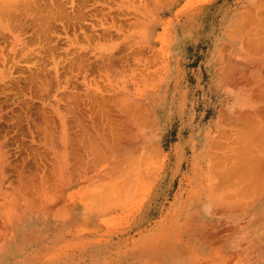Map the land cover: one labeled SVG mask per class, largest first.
<instances>
[{
  "label": "rangeland",
  "instance_id": "rangeland-1",
  "mask_svg": "<svg viewBox=\"0 0 264 264\" xmlns=\"http://www.w3.org/2000/svg\"><path fill=\"white\" fill-rule=\"evenodd\" d=\"M0 5V143H4L0 150L6 151L4 159L13 165L8 167L0 153V264H205L199 260L225 261L240 256L241 246L220 245L224 242L221 236L228 231L216 234L213 229L228 220L236 230L243 228L247 212L251 211L247 206L255 200L251 194L241 199L236 174L245 178L246 167H241V174L235 166L240 145L246 141L252 156L258 154L259 158L262 154V146L252 144L258 138L257 132L251 133L253 136L256 132L255 138L249 136L253 130L247 126L251 119L244 117L257 106V97L246 91L253 86L242 84L246 80L241 68L245 66L242 61L251 65L259 60L264 65V58H260L264 47L261 44L259 56L257 50L246 47L245 55L241 54L240 44H251L247 39L257 38L256 33L258 39L264 38V19L259 18L264 16V0H0ZM180 27L187 31L216 30L219 37L215 44L214 39L201 37L196 53H187L186 47L177 50L174 45L173 35ZM219 41L223 44L219 45ZM231 43L236 45L233 50ZM215 46L226 49L222 53L226 65L244 55V59L231 64L238 67L240 60L242 63L239 70L232 69L240 72L235 77L228 69L224 72L215 68L216 58L221 56L216 54ZM252 68L251 72L255 67ZM240 76L244 80L242 87L234 83ZM73 101L76 108L70 107ZM245 108L242 116L240 111ZM118 109L121 116L130 110L120 118ZM40 112L49 133L39 129ZM109 112L114 115L109 117ZM59 113L67 122L63 133L71 136L70 140L65 136L70 142L65 148L59 140ZM106 118H110L108 122ZM123 119H130V124ZM79 121L87 127L79 126ZM110 122L114 131L117 128L115 132L119 130L117 135L111 134ZM37 124H41L39 128ZM127 124L132 128L126 134L125 145L117 139L118 133L128 131ZM122 126L127 128L120 133ZM96 131L107 134L102 138ZM88 136L92 144L89 140L85 144ZM114 140L117 145L112 144ZM88 143L94 146L90 148ZM91 149L100 156H91ZM60 151L61 157L70 162L57 158ZM67 152L72 153L69 156ZM51 159L56 161L52 168ZM253 162L254 158L250 159L248 166ZM260 163L264 164V158ZM45 167H50L48 173ZM230 170L237 171L230 176ZM53 172L57 179L56 175L52 177ZM31 174L32 183L25 184ZM28 185L33 186L29 193L38 197L33 199L35 202ZM20 189L27 190L28 196H20ZM209 207L217 211L210 212ZM261 224L264 225L262 220ZM209 226L213 231L206 242L203 228ZM199 236L204 238L203 244ZM197 243L200 250L206 251L202 255L208 257L201 255ZM209 247H213L212 251Z\"/></svg>",
  "mask_w": 264,
  "mask_h": 264
},
{
  "label": "bare ground",
  "instance_id": "bare-ground-1",
  "mask_svg": "<svg viewBox=\"0 0 264 264\" xmlns=\"http://www.w3.org/2000/svg\"><path fill=\"white\" fill-rule=\"evenodd\" d=\"M0 6H1V5H0ZM262 14H264V13H262ZM259 18H260V19H264V16H260ZM259 18H257V19L259 20V22L262 21V20H260ZM246 28H247V27H246ZM2 29H3V28H2ZM3 30H4V29H3ZM255 30H256V29H255ZM255 30H254V31H255ZM0 31H2V30H0ZM254 31H253V33H254V36H255V33L258 32V31H257V30H256V32H254ZM253 33H251V34L253 35ZM256 34H257V38L255 37L256 39H255V38H254V39H253V38H251V39H247V40H250V41L254 42V43L250 42V43L253 44L254 46H253V45L251 46V44L248 43L249 41H248L247 43H245V45H246V47H247L249 50H250L251 48H253V49H251V51H255V50H257L256 53H258V56H259V52H258V51H260L261 44H262V47H264V41H262V40H264V38H259V39H258V33H256ZM259 34H260V33H259ZM252 35H251V36H252ZM247 40H246V41H247ZM255 40H256L257 42H256ZM258 42H259V43H258ZM256 43H257L258 45H260V46H259V47H256V46H257ZM247 45H248V46H247ZM249 45H250V47H249ZM244 47H245V46H244ZM255 47H256V48H255ZM258 49H259V50H258ZM261 50H262V49H261ZM261 52H262V51H261ZM251 53H252L253 55L256 54L255 52H251ZM254 53H255V54H254ZM261 54H264V52L260 53V58H264V57H262ZM253 55H252V56H253ZM108 57H109V56H108ZM257 58H258V57H257ZM106 59H107V57H106ZM240 59H241V58H240ZM242 59H244V58H242ZM249 59H250V58H249ZM249 59L247 58V60H249ZM254 59H255V58H253V60H254ZM258 59H259V58H258ZM109 60H111V59H109ZM250 60H252V58H251ZM250 60H249V63L252 62V61H250ZM238 61H239V60H238ZM238 61H237V62H238ZM255 61H258L259 63L257 64ZM255 61H253V62H252L253 64L251 63V65H249V64L247 63V61H246V62H245V61H244V62L242 61V63H244L245 66H244V64H243L244 67L241 68V69L245 70V72H244L245 74H243V75H245V80H246L245 83L247 82V84H245V83L243 82V81H244L243 79L241 80V78H243V77H242L243 75L240 76V79H239L238 77L235 78V79L233 78V79H234V83H235V81H236V83L238 82L239 85H240V83L243 82L242 84H244V85H248V84H249L250 86H253V89H251V88L249 87V89H251V90H249V89L247 88L246 91H247V93L250 92V95L254 94V95L257 97V98L255 97V98L257 99V100H256V102H257V106L255 107V105H254V106L252 107V109L255 107L254 110H252L253 112H249V113L246 112V113H247L246 116H244L245 114H244V115L242 114V116L245 117V120H248L249 118L251 119V121H249V125L246 124V125L249 127L248 130H250L251 128L253 129L252 131L250 130V135H249V136H251V133H252L254 130L257 132V137H258V138L255 139V140H253V141H255V143H252V144H254V145L257 144V145H255V146H257V147H258V145H260V146H262V149H264V65H261V61H259V60H255ZM262 61H264V60H262ZM254 62H255V64H256L257 66L254 64ZM111 63H112V62H111ZM242 63H241V60H240V64H241V65L238 63V64H239L238 67H241V66H242ZM231 64H235V63H231ZM231 64H229V66H231V67H229V68H231V70L228 68L229 72H231V73L233 72V73H234V71L232 70V69H234V68H237V70H239L238 67H236V65H235V67H232V66H234V65H231ZM238 64H237V65H238ZM258 65H259V66H258ZM249 66H250V67H249ZM252 67H255L253 72H251V70H253ZM241 69H240V70H241ZM224 72H227V71L224 70ZM229 72H228V74H229ZM235 72H236V71H235ZM236 73H240V72H236ZM236 73H234V77L236 76ZM255 74H257L258 76L256 77ZM230 75H231V74H230ZM232 75H233V74H232ZM237 76H238V74H237ZM226 77H228V76H226ZM254 77H256V78H254ZM57 78H58V75H57ZM229 78H230V76H229ZM229 78H228V80H229ZM59 79H60V78H59ZM56 80H57V79H56ZM237 80H238V81H237ZM242 84H241V85H242ZM241 85H240V87H242ZM244 85H243V89L245 90V87H246V86H244ZM249 85H248V86H249ZM55 87H56V85H55ZM248 90H249V91H248ZM241 92L244 93L242 90H241ZM251 93H252V94H251ZM63 94H64V93H63ZM63 94H62V95H63ZM248 95H249V94H248ZM254 95H253V96H254ZM68 96H69V95H68ZM76 96H78V95H76ZM123 96H125V95H123ZM126 96H127V95H126ZM126 96H125V97H126ZM128 96H129V95H128ZM128 96H127V97H128ZM245 96H246V95H245ZM253 96H251V97H253ZM72 97H73V95H72ZM125 97H124V98H125ZM76 98H77V97H75V99H76ZM72 99H73V98H72ZM121 99H122V98H121ZM125 99H126V98H125ZM130 99L132 100V98H130ZM130 99H129V100H130ZM260 100H262L261 103H259ZM70 101H71V98H70ZM70 101H69V103H70ZM123 101H125V100L123 99ZM74 102H75V101H73V103H74ZM133 102L135 103V101H133ZM69 103H67V104L69 105ZM122 103H123V102H122ZM125 103H127V102H125ZM138 103H139V102H138ZM71 104H72V103H71ZM80 104H81V103H80ZM97 104H98V103H97ZM123 104H124V103H123ZM123 104H122V105H123ZM68 105H67V106H68ZM76 105H77V104H76ZM122 105H121V106H122ZM125 105H126V104H125ZM249 105H250V104H249ZM81 106H82V105H81ZM81 106H80V107H81ZM137 106H139V105H137ZM43 107H44V106H43ZM55 107H56V106H55ZM70 107H72V108H73V107L76 108V107H75V103H74L73 106H70ZM70 107H69V108H70ZM80 107H79V108H80ZM122 107H123V106H122ZM122 107H121L120 109H122ZM125 107H126V106H125ZM2 108H3V107H2ZM4 108H5V107H4ZM46 108H47V107H46ZM89 108H90V105H89ZM107 108H108V107H107ZM107 108H106V109H107ZM109 108H110L109 110L112 109L110 106H109ZM127 108H128V107H127ZM127 108H124V111H125V109H127ZM130 108H131V107H130ZM135 108H136V107H135ZM135 108H134V109H135ZM12 109H13V107H12ZM57 109H58V108H57ZM85 109H86V108H85ZM91 109H92V108H91ZM116 109H117V108H116ZM120 109H118V111H119ZM140 109H141V108H140ZM5 110H6V109H5ZM38 110H39V109H38ZM102 110H103V109H102ZM107 110H108V109H107ZM129 110H130V109H129ZM129 110H128V111H129ZM11 111H12V110H11ZM51 111H52V110H51ZM57 111H58V110H57ZM73 111H74V110H73ZM80 111H81V109H80ZM84 111H87V110H84ZM91 111H93V110H91ZM96 111H97V110H96ZM104 111H105V110H104ZM114 111H116V110H114ZM118 111H116V112H117V113H120V111H119V112H118ZM128 111H126V112H128ZM132 111H133V110H132ZM134 111L136 112V109H135ZM36 112H37V111H36ZM36 112H35V113H36ZM47 112H48V111H47ZM62 112H63V111H62ZM94 112H95V110H94ZM126 112H124V114H125ZM141 112H142V111H141ZM141 112H140V113H141ZM143 112H144V111H143ZM145 112H146V110H145ZM41 113L43 114V112H40V114H39V116L41 117V118L39 117L40 120H42V115H41ZM63 113H64V112H63ZM72 113H74V112H72ZM97 113H98V111H97ZM109 113H110V112H109ZM109 113H107V114H109ZM133 113H134V112H133ZM133 113H132V114H133ZM140 113H139V114H140ZM146 113H148V112H146ZM146 113H145V115H146ZM75 114H76V113H75ZM79 114H80V116H81V112H80ZM86 114H88V113L86 112L85 115H86ZM98 114H99V113H98ZM101 114H102V113H101ZM124 114H123V115H124ZM129 114H130V112H129ZM129 114H128V116H129ZM137 114H138V113H137ZM137 114H136V115H137ZM143 114H144V113H143ZM2 115H3V114H2ZM50 115H51V114H50ZM63 115H64V114H63ZM82 115H84V114H82ZM85 115H84V117H86ZM91 115H92V114H91ZM93 115H94V114H93ZM112 115H114V114L110 113L109 117L112 116ZM123 115L121 116V113H120V116H118V117H120V118H124L127 114L124 115V116H123ZM133 115H134V114H133ZM29 116H30V115H29ZM31 116H32V115H31ZM44 116H45V115H44ZM73 116L75 117V115H73ZM77 116H78V115H76V117H77ZM94 116H95V115H94ZM96 116H97V115H96ZM116 116H117V115H116ZM142 116H143V115H142ZM32 117H33V116H32ZM32 117H31V118H32ZM54 117H55V116H54ZM54 117H53V118H54ZM65 117H66V116H65ZM67 117H68V115H67ZM81 117H82V116H81ZM84 117H83V118H84ZM87 117H88V116H87ZM87 117H86V118H87ZM90 117H91V116H90ZM145 117H146V116H144V118H145ZM246 117H247L248 119H247ZM55 118H56V117H55ZM57 118H58V123H59V133L62 132V135L60 136L59 140H61V141H60V142L62 143L61 145H63V147H64L67 143H70L69 140H70L71 136L69 137L68 134H64V133H63V132L66 133V130H67V124H66L67 122H65V118H64V116H62V114L59 113V115H57ZM86 118H84V119L86 120ZM100 118H101V117H100ZM147 118H149V117H147ZM16 119H17V118H16ZM45 119H47V118H45ZM66 119H67V118H66ZM74 119H75V118H74ZM74 119H73V120H74ZM109 119H110V118H109ZM109 119H108V120H109ZM112 119H113V118H112ZM116 119H117V118H116ZM137 119H138V118H137ZM236 119H238V118L236 117ZM236 119H235V120H236ZM250 119H249V120H250ZM35 120H36V119H35ZM56 120H57V119H56ZM70 120H71V119H70ZM78 120H80V119H78ZM99 120H101V119H99ZM106 120H107V118H106ZM108 120H107L106 122H108ZM123 120H125V119H123ZM127 120H128V119H127ZM127 120H125V121H127ZM133 120H135V118H134ZM14 121H15V120H14ZM14 121H13V122H14ZM88 121H89V120H88ZM102 121H103V120H102ZM125 121H124V125H125V123H126ZM128 121L130 122L131 120L129 119ZM128 121H127V123L130 124ZM135 121H136V120H135ZM41 122H42V125L40 124V125H41V128H39L40 125H38V124L41 123ZM41 122L38 121V124H37V125H38V128L41 129V130H42V129L45 130V131H44L45 133L48 132V131H46V130H47V129H46V125H44V124H46V123H44L45 121L42 120ZM76 122H77V120H76ZM79 122H80V121H79ZM79 122H78V123H79ZM81 122H82V121H81ZM81 122H80V125H79V126H81V125H83V124L85 123V122H84L83 124H81ZM86 122H87V121H86ZM92 122H93V119H92ZM94 122H95V121H94ZM113 122H115V121H113ZM113 122H110V124H109V125H111V126H110V129H111L110 132H111V134L113 133L114 135H117V132H118L119 130H118L117 132H115L116 129H117V128H116L117 126H116V127H114V128H116L115 131H114V129L112 128V124H113ZM120 122H121V120H120ZM237 122H238V121H237ZM36 123H37V122H36ZM43 123H44V124H43ZM54 123H55V122H54ZM68 123H69V121H68ZM78 123H77V124H78ZM98 123H100V122H98ZM121 123H122V122H121ZM238 123H239V122H238ZM87 124H88V123H86V125H87ZM92 124H93V123H92ZM92 124H91V125H92ZM114 124L117 125L116 122H115ZM128 124H127V125H128ZM250 124H251V125H250ZM94 125H95V123H94ZM127 125H126V126H127ZM49 126H50V125H49ZM73 126H75V125H73ZM98 126H99V125H98ZM107 126H108V125H107ZM113 126H115V125H113ZM126 126H122V127H124V128H122V130H120V133H122L121 131H123V129L125 130V127H126ZM128 126H130V127H129V128L126 127V128L128 129L129 132H128L127 130H125V132H123V134H121V135H119V133H118V139L114 136L117 140H119L118 143L120 142L121 144H124V142H125L126 140H128V138H127L126 136L130 134V128H132L131 125H128ZM35 127H37V126H35ZM83 127H87V126L83 125ZM83 127H81V129H82ZM248 127H247V128H248ZM47 128H48V127H47ZM69 128H70V127H69ZM72 128H73V127H72ZM98 128H99V127H98ZM102 128H103V127H102ZM49 129H50V128H49ZM83 129L86 130L85 128H83ZM89 129H91V128H89ZM89 129H88V130H89ZM108 129H109V126H108ZM118 129H119V128H118ZM70 130H72V129L70 128ZM74 130H75V129H74ZM77 130H78V129H77ZM77 130H76V131H77ZM79 130H80V129H79ZM96 130H97V129H96ZM98 130H100V129H98ZM237 130H238V129H237ZM248 130H247V134H249V133H248V132H249ZM34 131H35V130H34ZM57 131H58V130H57ZM103 131H104V129H103ZM243 131H246V130H243ZM39 132H41V131H39ZM52 132H53V131H51L50 134H53ZM72 132H73V131H72ZM84 132H85V131H84ZM86 132H87V130H86ZM92 132H93V131H92ZM96 132L98 133V132H100V131H96ZM232 132H233V131H232ZM232 132H231V133H232ZM237 132H238V131H237ZM256 132L253 133V134L256 135ZM2 133H3V132H2ZM48 133H49V132H48ZM48 133H47V134H48ZM55 133H56V134H59L58 132H55ZM74 133H75V132H74ZM100 133H101V134H100V137H102V136H103L102 134H104V133H106V132H104V133L100 132ZM127 133H129V134H127ZM228 133H229V132H228ZM231 133L229 134V136L231 135ZM235 133H236V132H235ZM3 134H4V133H3ZM47 134H46V135H47ZM76 134H77V132H76ZM87 134H88V133H87ZM98 134H99V133H98ZM106 134H107V133H106ZM126 134H127V135H126ZM232 134H234V133H232ZM237 134H238V133H237ZM237 134H235V135H237ZM243 134H244V133H243ZM245 134H246V133H245ZM247 134H246V136H248ZM253 134H252V135H253ZM41 135H42V134H41ZM46 135H45V136H46ZM66 135L69 137V140L67 139L68 137H65ZM69 135H70V134H69ZM74 135H75V134H74ZM84 135H85V133H84ZM90 135H91V133H90ZM238 135H239V134H238ZM255 135H253V136H255ZM258 135H260V136H258ZM47 136H48V135H47ZM57 136H58V135H57ZM62 136H63L64 138H62ZM91 136H92V135H91ZM108 136H111V135H108ZM242 136H243V135H242ZM242 136H241V137H242ZM253 136H251V138H255V137H253ZM50 137L53 138V137H54V134H53V136L50 135ZM58 137H59V136H58ZM86 137H87V136H86ZM93 137H94V136H93ZM104 137H105V136H103L102 138H104ZM234 137H235V136H234ZM238 137H240V136H237V138H238ZM52 138H51V139H52ZM88 138H89V139H88ZM88 138H87L86 142L84 141L85 144L87 143L88 140H89L88 142H90V140H92V138H90L89 136H88ZM102 138H101V140H102ZM106 138H107V137H106ZM108 138H110V137H108ZM112 138H113V135H112V137L110 138L111 140H110V139H109V140L112 141V140H113ZM126 138H127V139H126ZM245 138H248V137H245ZM82 139H83V138H82ZM116 139H115V140H116ZM231 139H232V137H231ZM241 139H242V138H241ZM241 139H239V142H242V141H243V140H241ZM243 139H244V137H243ZM57 140H58V139H57ZM98 140H99V139H98ZM101 140H99V141H101ZM115 140H114V142H112V144H114L115 142L117 143V141H115ZM240 140H241V141H240ZM244 140L246 141V139H244ZM247 140H248V139H247ZM53 141H54V140H52V142H53ZM71 141H73V140H71ZM245 141H244V142H245ZM0 142H1V141H0ZM3 142H4V139H3ZM73 142H74V141H73ZM78 142H79V140H78ZM80 142H81V141H80ZM92 142H94V141H92ZM92 142H90V143L92 144ZM95 142H96V141H95ZM102 142H103V141H101L100 143H102ZM108 142H109V141H108ZM127 142H128V141H127ZM127 142H125V145L127 144ZM229 142H231V141H229ZM236 142H237V141H236ZM239 142H238V143H239ZM244 142H242V143H244ZM250 142H252V141H250ZM47 143H48V142H47ZM82 143H83V140H82ZM82 143H81V145H82ZM96 143H98V141H97ZM105 143H106V142H105ZM116 143H115V145H117ZM129 143H130V142H129ZM231 143H233V142H231ZM246 143H248L249 146H251L250 143H249V141H246ZM0 144H2V143H0ZM3 144H4V143H3ZM3 144L1 145L0 148L3 147ZM55 144H56V143H55ZM76 144H77V142H76ZM76 144H75V145L73 144V145L76 147ZM91 144L88 143L87 146L90 147ZM103 144H104V143H103ZM112 144H111V145H112ZM134 144H135V143H134ZM248 144H246V145H247V148H249V147H248ZM56 145H58V144H56ZM81 145L78 144V147L80 148ZM89 145H90V146H89ZM105 145H106V144H105ZM107 145H109V143H108ZM118 145H119V144H118ZM125 145H124V146H125ZM132 145H133V144H132ZM234 145H235V141H234ZM236 145H237V144H236ZM54 146H55V145H54ZM82 146H83V147H82ZM82 146H81V147L84 148V145H82ZM93 146H94V143H93ZM93 146H92V147H93ZM129 146H131V145H128L127 147H129ZM135 146H136V145H135ZM260 146H259V149H261ZM68 147H69V146H68ZM92 147H90V148H92ZM96 147H97V146H96ZM103 147H104V146H103ZM109 147H110V146H109ZM113 147H114V145H113ZM237 147H239V144H238ZM241 147H242V146H241ZM243 147H244V146H243ZM243 147L241 148L242 150H243ZM257 147H256V148H257ZM56 148H57V147H56ZM64 148H65V147H64ZM70 148H71V144H70ZM100 148H101V147H100ZM100 148H99V150H100ZM115 148H117V147H115ZM145 148H146V146H145ZM245 148H246V147H245ZM245 148H244V149H245ZM247 148H246V152H245V155H244L245 157L243 158V160L238 161V162H241V163L238 164V162H237V163H236L237 166H235V167L239 168L238 170H240V169H242L241 167L245 165L244 168L246 167V169H245L246 171H243V170H244V169H243V170H240V172H239V171H238V172L241 173V174H242V171H243V173L246 172V176H245V178L241 176L240 179H241V180H242V179L244 180V182H245V186H246V183H247V184H250V185H251V183H253L252 186L257 187V189H258L259 187H261V188H260V192L262 193V192H264V164L260 163V160H261V158H264V157H262V155H264V150L261 149L262 151H261V150L259 151L260 153L262 152V154H259V158H258V157H257L258 154H256L257 156H256V155L252 156L253 152H252V151L250 152V151H249L250 149L248 150ZM250 148L252 149L253 147H250ZM256 148H255V149H256ZM87 149H88V148H87ZM87 149H86V150H87ZM94 149L98 151V148L96 149V148L94 147ZM94 149H91V151L94 150ZM127 149H128V148H127ZM132 149H133V148H132ZM135 149H136V148H135ZM241 149H240V150H241ZM253 149H254V148H253ZM253 149H252V150H253ZM255 149H254V150H255ZM257 149H258V148H257ZM259 149H258V150H259ZM9 150H10V149H9ZM59 150H60V149H59ZM70 150H71V149H69V151H70ZM95 150L92 151L91 156H93L94 154L96 155V153H97V155L100 153V152H99V153L96 152ZM102 150L104 151L105 149L103 148ZM112 150H114V149H112ZM144 150H145V149H144ZM232 150H233V151H234V150H235V151H239V149H237V148H236V149L234 148V149H232ZM0 151H1V150H0ZM71 151H72V150H71ZM73 151H74V150H73ZM73 151H72V152H73ZM75 151H76V150H75ZM105 151H107V150H105ZM105 151H104V152H105ZM116 151H117V149H116ZM248 151H249V153H248ZM255 151H256V150H255ZM2 152H3V153H2ZM4 152H5V154H6V151H4V149L0 152V153L3 154V155L1 154L2 157H3V159H4V157H5V156H4ZM9 152H10V151H9ZM49 152H50V151H49ZM58 152H59V151H58ZM58 152H55L56 155H54V156H57V153H58ZM60 152L62 153V151H60ZM65 152H66V151H65ZM72 152H71V153H72ZM88 152H89V154H90V151H89V150H88ZM88 152H87V153H88ZM94 152H95V153H94ZM113 152H114V151H113ZM120 152H123V151L121 150ZM257 152H258V151H257ZM45 153H46V152H45ZM61 153H59L60 156L58 155L59 157H57V158H60L61 156H63V153H62V155H61ZM67 153H68L67 155L70 156L71 153H69V152H67ZM74 153H75V152H74ZM74 153H73V154H74ZM107 153H108V152H107ZM107 153H106V154H107ZM240 153H241V152H240ZM250 153H251V154H250ZM10 154H11V153H10ZM10 154H9V155H10ZM41 154H42V153H41ZM64 154H65V153H64ZM78 154H79V153H77V155H76V158H77V159H78V157H77ZM81 154H82V153H81ZM106 154H105V155H106ZM108 154H109V153H108ZM233 154H234V153H233ZM241 154H244V153L242 152ZM249 154H250V155H249ZM27 155H28V154H27ZM33 155H34V153H33ZM43 155H44V154H43ZM97 155H96V156H97ZM114 155H116V154H114ZM121 155H123V154H121ZM6 156H7V155H6ZM35 156H36V154H35ZM64 156H66V154H65ZM82 156H83V155H82ZM99 156H100V154H99ZM99 156H98V158L100 159ZM101 156H102V157H106V156H104V154L101 155ZM107 156H108V155H107ZM118 156H120V155H118ZM235 156H237V155H235ZM251 156H252V157H251ZM255 156H256V158H257L258 160H256ZM260 156H261V157H260ZM80 157H81V155H80ZM80 157H79V158H80ZM102 157H101V158H102ZM231 157H232V156H231ZM42 158H43V157H42ZM42 158H41V160H42ZM61 158H62V157H61ZM63 158H66V161L69 159V158L67 159V157H63ZM63 158H62V160H63ZM91 158H93V157H91ZM98 158H97V159H98ZM253 158H254V162L248 166L249 160H250V159L252 160ZM5 159H7V158L5 157ZM5 159L3 160V162L5 161ZM47 159H48V158H47ZM55 159H56V158H55ZM55 159H54V160H55ZM236 159H237V157H236ZM238 159H239V158H238ZM259 159H260V160H259ZM12 160H13V159H12ZM52 160H53V159H51V161H52ZM54 160H53L52 162L50 161V162L53 164V166L51 165V168L54 167V164H55V162H56V161H54ZM71 160H72V159H71ZM73 160H74V157H73ZM73 160H72L71 163H73ZM79 160H80V159H79ZM95 160H96V159H95ZM95 160H93V161H95ZM255 160H256V161H259V162L256 163ZM64 161H65V160H63V162H64ZM74 161H75V160H74ZM91 161H92V160H91ZM99 161H100V160H99ZM0 162H1V159H0ZM6 162L8 163V164H7L8 167L12 165V163H9L8 160L5 161L4 163H6ZM18 162H19V161H18ZM37 162H39V161H37ZM57 162H59V161H57ZM67 162H70V160H68ZM67 162H66V164H67ZM75 162H77V161H75ZM80 162H81V161H80ZM87 162H88V161H87ZM96 162H97V161H96ZM235 162H236V161H235ZM1 163H2V162H1ZM91 163H92V162H91ZM99 163H100V162H99ZM9 164H11V165H9ZM14 164H15V163H14ZM17 164H18V163H17ZM45 164H46V163H45ZM79 164H80V163H79ZM94 164H95V162H94ZM97 164H98V163H97ZM97 164H96V165H97ZM107 164H108V163H107ZM236 164H234V165H236ZM240 164H241V165H240ZM4 165H5V164H4ZM34 165H35V164H34ZM37 165L39 166V164H37ZM48 165H50V163H49ZM64 165H65V163H64ZM98 165H99V164H98ZM238 165H239L240 167H239ZM12 166H13V165H12ZM25 166H26V165H25ZM73 166H74V165H73ZM76 166H77V165H76ZM88 166H89V165H88ZM6 167H7V166H6ZM41 167H42V165H41ZM63 167H64V166H63ZM69 167H70V165H69ZM86 167H87V166H86ZM86 167H85V170L87 169ZM89 167H91V165H90ZM10 168H11V167H10ZM24 168H25V167H24ZM39 168H40V166H39ZM48 168H50V167H48ZM48 168L46 169V167H45V169H46V171H47L46 173H48V170H49ZM55 168H59V166H58V167H55ZM55 168H53V169H55ZM70 168H71V167H70ZM75 168H77V167H75ZM15 169H16V168H15ZM15 169H14V171H16ZM67 169H69V168H67ZM102 169H103V168H102ZM102 169H101V170H102ZM3 170L5 171V169H3ZM42 170H43V169H42ZM50 170H51V169H50ZM55 170H57V169H55ZM55 170H54V172H56ZM76 170H79V168L76 169ZM101 170H100V171H101ZM6 171H8V170L6 169ZM14 171H13V172H14ZM21 171H22V170H21ZM37 171H39V170H37ZM51 171H53V170H51ZM58 171H59V169H58ZM62 171H64V169H63ZM69 171H70V170H68V172H69ZM71 171H72V170H71ZM73 171L75 172V170H73ZM79 171H80V170H79ZM104 171H105V169H104ZM222 171H223V170H222ZM225 171H226V170H225ZM225 171H224V172H225ZM228 171H229V169H228ZM235 171H237V170H235ZM235 171H234V170H230L229 173H230V174H231V173L233 174V173H235ZM13 172H12V173H13ZM17 172H19V169H18V168H17ZM31 172H32V170H31ZM54 172H53V174H52V177H54L53 175H56V176H57V174H56V173L54 174ZM89 172H90V171H89ZM5 173H7V172H5ZM22 173H23V172H22ZM27 173H28V171H27ZM41 173H42V175L44 174L43 172H41ZM60 173H61V172H60ZM64 173H65V172H64ZM66 173H67V172H66ZM66 173H65V174H66ZM95 173H96V172H95ZM99 173H100V172H99ZM99 173L97 172V174H99ZM220 173H221V172H220ZM8 174H9V173H8ZM16 174H18V173H16ZM36 174H37V172H36ZM69 174H70V173H69ZM209 174H210V173H209ZM214 174H215V173H214ZM217 174H218V173H217ZM217 174H216V175H217ZM224 174H225V173H224ZM224 174H223V176H224ZM24 175H27V174H24ZM31 175H32V174H31ZM31 175H30V176L28 175V176H29V182H27L28 179H27V180L25 179V180H26L25 182H27V183H25V184L32 183V182H30V180H31L30 177H31V178L34 177L33 175H35V174L33 173V175H32V176H31ZM42 175H41V177H43V176L45 177V176H46V175H43V176H42ZM225 175H226V174H225ZM242 175H243V174H242ZM8 176H9V175H8ZM8 176H7V178H8ZM18 176H19V175H18ZM18 176H16V177L18 178ZM21 176H22V177H21ZM28 176H27V177H28ZM56 176H55V178L57 179L58 176H57V177H56ZM61 176H62V175H61ZM63 176H64V175H63ZM65 176H67V174H66ZM65 176H64V177H65ZM74 176H75V175H74ZM93 176H94V175H93ZM93 176H92V177H93ZM219 176H220V175H219ZM227 176H228V174H227ZM227 176H226V177H227ZM23 177H24V176L20 174V178L22 179ZM41 177H40V179H41ZM44 177H43V179H45ZM47 177H50V176H47ZM216 177H217V176H216ZM221 177H222V176H221ZM235 177H236V175H235ZM1 178H2V177H1ZM20 178H18V180H20V182H21V184H22L23 182H22V180H21ZM55 178H53V180H54ZM236 178H237V177H236ZM251 178H252V179H251ZM34 179H35V178H34ZM43 179H42V181H45V180H43ZM48 179H49V178H48ZM50 179H51V178H50ZM56 179H55V180H56ZM64 179H66V177H65ZM213 179H214V178H213ZM218 179H219V178H218ZM218 179H217V181H218ZM224 179H225V178H224ZM227 179H229V178L227 177ZM227 179H226V181H227ZM238 179H239V178H237V180H238ZM16 180H17V179H16ZM23 180H24V179H23ZM241 180H240V182H241ZM36 181H38V179H37V180L35 179V182H36ZM39 181H40V180H39ZM60 181H61V180H60ZM226 181H225V182H226ZM2 182H3V180H2ZM18 182H19V181H18ZM20 182H19V184H20ZM46 182H47V180H46ZM232 182H233V181H232ZM232 182H231V183H232ZM234 182H235V181H234ZM14 183H15V182H14ZM37 183H38V182H37ZM40 183H41V182H40ZM44 183H45V182H44ZM50 183H51V182H50ZM53 183H54V187H55V184H56V183H57V185H58V180H57L56 183L53 181L51 184L53 185ZM219 183H220V182H219ZM231 183H230V184H231ZM3 184L5 185V183H3ZM8 184H9V183H8ZM16 184H17V183H15V185H16ZM25 184H24V185H25ZM33 184H35V183H33ZM33 184H32V185H33ZM45 184H46V183H45ZM221 184H222V183H221ZM17 185H18V184H17ZM22 185H23V184H22ZM32 185H30V188H29V185L26 186V188L28 187V189H29V190H28V193H29V191L32 192V189H31V186H32ZM40 185H41V184H40ZM42 185H43V182H42ZM42 185H41V186H42ZM223 185H224V184H223ZM1 186H2V185H1ZM19 186H20V185H19ZM33 186H34V185H33ZM33 186H32V187H33ZM38 186H39V185H38ZM224 186H225V185H224ZM252 186H250V187L252 188ZM15 187L17 188V186H15ZM34 187H36V186H34ZM44 187H45V186H43V188H44ZM46 187H47V186H46ZM46 187H45V189H46ZM49 187H51V186H49ZM58 187L60 188V186H58ZM238 187H239V186H238ZM238 187H237V188H238ZM2 188H3V187H2ZM19 188H22V187H19ZM19 188H17V189H19ZM24 188H25V186H24ZM7 189H8V188H7ZM22 189H23V188H22ZM35 189H37V187H36ZM38 189H39V188H38ZM52 189H53V188H52ZM238 189H239V188H238ZM242 189H243V188H242ZM20 190H21V189H20ZM23 190H24V189H23ZM38 191H39V190H38ZM46 191H47V190H46ZM48 191H49V190H48ZM48 191H47V192H48ZM52 191L54 192L55 190H52ZM236 191H237V189H236ZM238 191H239V190H238ZM21 192H22V193H19L20 196H28L27 190H26V192H24V191L21 190ZM33 192H35V190H33ZM43 192L45 193V190H44ZM239 192H240V191H239ZM260 192L255 191V192L253 193V195H254L253 198H255V200H254L255 203H259V201L256 202V201H257L256 197L260 194ZM24 193H25V194H24ZM26 193H27V195H26ZM48 193H51V192H48ZM247 193H248V192H247ZM29 194H30V193H29ZM32 194H33V193H31L30 195H32ZM35 194H36V193H35ZM52 194H53V193H52ZM241 194L244 195L242 192H241ZM33 195H34V194H33ZM33 195H32V196H33ZM37 195H38V192H37ZM224 195H225V194H224ZM228 195H229V194H228ZM230 195H232V193H231ZM237 195H238V193H237ZM246 195H247V194H246ZM52 196H53V195H52ZM59 196H60V195H59ZM222 196H223V195H222ZM3 197H4V196H3ZM3 197H2V198H3ZM36 197H37V196H36ZM36 197H35V195H34V197H32V200H33L34 198L36 199ZM95 197H96V196H95ZM223 197H224V196H223ZM226 197H227V195H226ZM229 197H230V196H229ZM37 198H38V197H37ZM25 199H26V200H25ZM23 200H25V202H26L27 205L30 204V203L28 202L29 200H27L26 197H23ZM36 200H37V199H36ZM62 200H63V199H62ZM64 200H65V199H64ZM66 200H67V199H66ZM249 201H250V200H249ZM249 201H248V202H249ZM254 201H253V203H254ZM22 202H23V201H22ZM27 202H28V203H27ZM33 202H35V200H33ZM68 202H69V201H68ZM246 202H247V201H246ZM36 203H37V202H36ZM44 203H45V202H44ZM49 203H51V201H50ZM53 203H54V201L52 200V204H53ZM242 203H243V202H242ZM253 203L250 204V206L255 204V203H254V204H253ZM261 203H262V201H261ZM261 203H259V204L261 205ZM55 204H57V202H55ZM239 204H240V203H239ZM243 204H244V203H243ZM243 204L240 205V207H241V206H244ZM248 204H249V203H247V204H245V205H248ZM35 205H36V204H35ZM45 205H46V204H45ZM262 205H264V204H262ZM46 206H47V205H46ZM51 207H52V206H51ZM234 207H235V205H234ZM234 207H233V208H234ZM237 207H239V206L237 205ZM1 208H2V207H1ZM20 208H21V207H20ZM39 209H41V208H39ZM224 209H225V210H228V208H224ZM224 209H223V210L221 209V210H222V211H225ZM242 209L244 210V207H242ZM248 209H249V208H248ZM218 210H220V209H218ZM231 210H233V209H230V211H231ZM235 210H238V209L235 208ZM240 210H241V209H240ZM243 210H242V211H243ZM257 210H258V209H257ZM222 211H221V212H222ZM242 211H241V212H242ZM252 211H253V210H252ZM252 211H251V212H252ZM258 211H259V210H258ZM258 211H255V209H254V212H252V213L250 212V213L248 214V215H250V217H251V219L248 221V222H249V224H248L249 227H248V228H247V226L244 225L243 228H240L241 230H240V229H239V230H236L235 227L233 228V226H232V223H231L232 221H229V220H228V221H223V222H222L223 225H222L221 227H216V228L213 229L214 232H216V234H217V232H219V231H224V230H225L226 232L228 231L224 236H221V237H223V238H220V239H223L224 242H223L222 244H220V245H223V246L225 245L226 247H227V246H228V247H231V246H232V247H238V246H241V247H242L241 250H243V251H242V253L240 254V256H237V257H236V255L234 254V255H235L234 258H232V259H230V260L227 259V260H225V261H221L219 258L216 259L214 262H213V259H212V260H210V259L199 260V259H198V260H199V261L207 262V263H205V264H264V228H261V229H254V230H252L253 227H254V224H253V223L257 222V219H256L257 216L255 215V213L258 212ZM2 212H3V211H2ZM243 212H244V211H243ZM21 213H22V212H21ZM214 213H215V212H214ZM232 213H233V212H232ZM24 214H25V213H24ZM27 214H28V213H27ZM212 214H213V213H211V215H212ZM217 214H218V212H217ZM18 215H19V212H18ZM25 215H26V214H25ZM209 215H210V214H209ZM221 215H222V214H221ZM239 215H240V214H239ZM15 216H16V215H15ZM23 216H24V215H23ZM224 216H225V215H224ZM39 217H40V216H39ZM197 217H198V216H197ZM221 217H222V216H221ZM2 218H3V217H2ZM21 218H23V217H21ZM216 218H218V217H216ZM15 219H17V218H15ZM211 219H212V218H211ZM218 219H219V218H218ZM247 219H248V218H246L245 220H247ZM212 220H213V219H212ZM18 221H20V220H18ZM22 221H23V220H22ZM206 221H207V220H206ZM4 222H5V221H4ZM209 222H212V221H209ZM212 223L214 224V222H212ZM0 224H2V223H0ZM201 224H202V223H201ZM213 224H211V226H212ZM211 226H209V227H210V230H209V227H204V228H203V229L205 230V233H207V235H206V242L208 241L209 238H211L210 234H211L212 231H213V230L211 231ZM206 230H208V231L206 232ZM189 232H190V231H189ZM203 233H204V232H203ZM219 233H220V232H219ZM216 234H215V236H217ZM211 235H212V234H211ZM218 235H219V234H218ZM202 236H203V235H202ZM215 236H214V237H215ZM219 236H220V235H219ZM214 237H213V238H214ZM202 238H203V237H202ZM217 238H218V237H217ZM203 239H204V238H203ZM190 245H191V242H190ZM217 245H219V243H217ZM217 245H216V246H217ZM193 246H194V245H193ZM216 246H213V247H216ZM213 247H209L208 250L212 251V248H213ZM220 247H221V246H220ZM220 247H219V248H220ZM225 249H227V248H225ZM225 249H224V250H225ZM222 250H223V249H222ZM237 250H238V249H237ZM201 251H202L204 254H205V252H206V251H204V250H201ZM226 251H227V250H226ZM229 251H231V250H229ZM235 251H236V250H234L233 252H235ZM231 252H232V251H231ZM239 252H240V248H239ZM197 254H198V253H197ZM236 254H237V253H236ZM234 255H233V256H234ZM223 256H224V255H223ZM229 256H230V255H229ZM222 259H223V258H222ZM201 264H202V263H201Z\"/></svg>",
  "mask_w": 264,
  "mask_h": 264
},
{
  "label": "crops",
  "instance_id": "crops-1",
  "mask_svg": "<svg viewBox=\"0 0 264 264\" xmlns=\"http://www.w3.org/2000/svg\"><path fill=\"white\" fill-rule=\"evenodd\" d=\"M200 33H202V34H204V35H200ZM217 33H218V31H216V30H211V31H209V30H206V31H202V32H200V31H194V30H192V31H187V30H183V29H181V27L179 28V29H177L175 32H174V35H173V37H174V39H176V41L174 42V45H176V49L177 50H179V48H182V47H186L185 49H187V53L188 52H190V53H196V50H197V48H199V44H200V42H199V39L201 38V37H207V38H209V39H214L213 40V42H214V44H215V40H216V38H218L217 37ZM206 34V35H205ZM210 44V43H209ZM221 44H223L221 41H219V45H221ZM190 46V47H189ZM212 46V45H211ZM224 46L226 47V44H224ZM240 46H241V54H247V52H248V50H247V48H246V45H245V42H242L241 44H240ZM245 46V47H244ZM216 47V46H215ZM219 47H221V46H219ZM224 47V48H225ZM229 47H230V50H233V48L234 47H236V45L234 44H229ZM190 48V49H189ZM184 50V49H183ZM223 51L225 52L226 51V49H221V48H218V47H216V49H215V52H216V54L217 55H221L220 57H218V58H216V65H215V68L216 69H228L229 68V64H231V63H236L240 58H243L244 57V55L243 56H240L239 58H237V59H235V61L233 62H229L227 65L226 64H224L223 63V59H224V54H222L223 53ZM184 52V51H183ZM186 52V51H185ZM182 53V52H181ZM226 54V53H225ZM245 100H246V98H245ZM246 112V108H245V110H242V111H240V114H243V113H245ZM236 116H237V114H236ZM241 121H243V119L241 120ZM245 121V120H244ZM243 121V122H244ZM243 130H244V128H243ZM245 132V131H244ZM245 144H247V143H245ZM245 144H241L240 145V148L239 149H241L243 146H245ZM242 146V147H241ZM247 146V145H246ZM245 146V147H246ZM245 147H243V150L241 149L240 150V152L242 153H244V154H241V153H239L240 154V158H239V161H241V160H243V158L245 157L244 155H245V152H246V148ZM245 148V149H244ZM248 149V148H247ZM241 170H243V169H241ZM236 175H238V178H239V182H240V177L242 176V177H244V175H239V174H236ZM230 176H231V174H230ZM224 179V178H223ZM224 180H226V178L224 179ZM250 186H252V185H250V184H247L246 183V186H245V182H244V180L242 179L241 180V182H240V196H241V199H247L246 197H250L248 194H251V195H253V193L255 192V191H257V192H260V188L261 187H259L258 189H257V187H254V186H252V188L250 187ZM243 188V189H242ZM241 192L244 194V195H242L241 194ZM248 192V193H247ZM247 194V195H246ZM256 199H257V201L256 202H258L259 201V203H261V201H262V203H261V205L259 204V203H255V201H254V205H248L247 207L248 208H251V211L252 212H254V209H255V211H258V212H256L255 213V215L257 216V222H255V223H253L254 225H256V226H258V227H253V229L252 230H254V229H261V228H264V225H262L261 224V220H262V223H264V205H262V204H264V192H260V194L256 197ZM243 201V200H242ZM250 206V207H249ZM246 207V208H247ZM218 208H221V207H218ZM247 208V209H248ZM209 209V211L211 212V211H217V209H211L210 207L208 208ZM258 209V210H257ZM251 211H248L247 212V214H249ZM251 212V213H252ZM229 214V213H228ZM37 215H39V214H37ZM33 216V215H32ZM246 218H248L247 220H245V226H247V228L249 227V220L251 219V217H250V215H248V217H246ZM25 222V221H24ZM1 223V222H0ZM260 223V224H259ZM198 241H200L201 243L200 244H203V239H202V237L201 236H199V239H198ZM198 245H197V249H198V251H201L200 250V247H199V243H197ZM203 254V252L201 251V255ZM202 256H205V257H208V255H202ZM182 258H184V257H182Z\"/></svg>",
  "mask_w": 264,
  "mask_h": 264
}]
</instances>
